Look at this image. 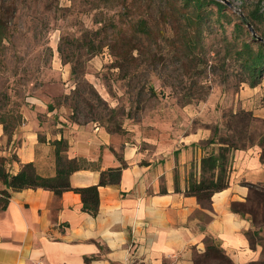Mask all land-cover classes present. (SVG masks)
Here are the masks:
<instances>
[{
  "label": "rangeland",
  "instance_id": "374dc122",
  "mask_svg": "<svg viewBox=\"0 0 264 264\" xmlns=\"http://www.w3.org/2000/svg\"><path fill=\"white\" fill-rule=\"evenodd\" d=\"M203 1L196 24L184 0H0L1 110L21 122L18 111L34 95L62 108L65 124L156 139L165 120L168 129L187 117L188 126L206 125L192 115L211 97V138L264 139V70L250 87L236 54L243 42L255 51L264 43V0H216L222 11ZM241 17L253 34L236 26Z\"/></svg>",
  "mask_w": 264,
  "mask_h": 264
},
{
  "label": "crops",
  "instance_id": "0c3cea01",
  "mask_svg": "<svg viewBox=\"0 0 264 264\" xmlns=\"http://www.w3.org/2000/svg\"><path fill=\"white\" fill-rule=\"evenodd\" d=\"M209 100L192 115L206 125L188 126L187 117L184 127L168 129L165 120L156 139H130L94 122L65 124L62 108L50 109L28 96L10 139L0 125V157L9 158L10 173L32 162L39 175L53 176L55 140L63 141L69 158L84 161L69 177L73 188L95 185L101 171L122 162L126 166L118 184L98 187L95 215L82 210L81 195L73 190L60 195L40 187L12 191L6 209H0V264L263 261L264 225L231 209L233 202H247L251 185L264 187L259 139L230 150L228 184L214 192L208 204L187 193L190 182L203 178L202 158L227 145L210 139L216 113ZM205 108L212 110L203 115ZM187 110L183 108V116Z\"/></svg>",
  "mask_w": 264,
  "mask_h": 264
},
{
  "label": "trees",
  "instance_id": "16d2710c",
  "mask_svg": "<svg viewBox=\"0 0 264 264\" xmlns=\"http://www.w3.org/2000/svg\"><path fill=\"white\" fill-rule=\"evenodd\" d=\"M192 2L194 4V10L196 14L191 18V22L200 24L203 21V15L200 13L203 6V0H184ZM217 5V10L222 11L224 4L216 0H207ZM1 10V7H0ZM253 18V17H251ZM255 19V17L253 18ZM246 26L247 30L252 34L254 29L253 23L247 20V17H241L240 22L236 26ZM252 27L253 32L249 29ZM3 21L0 19V41L2 39ZM140 30V29H139ZM259 43L257 50H253L249 42H243L240 49L236 51L238 58L241 60V66L244 71L249 74L248 85L255 87L260 81V75L264 70V43ZM100 49H98L99 51ZM71 73H74L72 69ZM23 104H26L24 101ZM22 104V105H23ZM4 105L0 106V125H2L4 134L10 139L13 130L20 124L18 115L13 114V109L4 108ZM22 107V106H21ZM20 107V108H21ZM48 108H52L48 105ZM20 118V109L18 111ZM244 115H249L244 111ZM22 119V118H21ZM10 131V132H9ZM213 139V138H211ZM63 141L55 140L52 144L55 147V164L56 170L53 176H41L36 172L35 166L32 162L23 163L20 170L13 174L8 171L7 163L8 157H0V180L2 181L4 188L0 190V209H6L8 201L11 197L12 191H19L24 188H44L51 190L56 195H60L63 191L73 190L81 195L82 210L95 215L98 208V187L101 185H115L118 184L121 177V171L126 164L121 163L120 166L114 168H108L100 172L99 181L95 185L82 188H73L70 185L69 177L72 172L82 168L84 161L78 158H69L65 153L63 147ZM227 144L225 147H220L217 154H209L201 160V169L203 178L198 182H190L187 193L195 195L202 204H208L211 195L219 190L225 188L228 184V154L232 148L238 146L237 141L233 139H225ZM262 146L261 157H264V139L259 141ZM239 145H243L240 143ZM217 171V172H216ZM252 193L248 197L247 202L231 204V209L241 215L248 214L253 223H258L260 226L264 225V187L252 186ZM263 245V244H262ZM264 250V247H263ZM226 259V258H225ZM232 264V263H228ZM254 264V263H249ZM258 264H264V260L258 262Z\"/></svg>",
  "mask_w": 264,
  "mask_h": 264
},
{
  "label": "built area",
  "instance_id": "2783aa9c",
  "mask_svg": "<svg viewBox=\"0 0 264 264\" xmlns=\"http://www.w3.org/2000/svg\"><path fill=\"white\" fill-rule=\"evenodd\" d=\"M38 264H41V263H38ZM126 264H134V263H132V262H128V263H126Z\"/></svg>",
  "mask_w": 264,
  "mask_h": 264
},
{
  "label": "water",
  "instance_id": "95a60500",
  "mask_svg": "<svg viewBox=\"0 0 264 264\" xmlns=\"http://www.w3.org/2000/svg\"><path fill=\"white\" fill-rule=\"evenodd\" d=\"M249 29H251V31L253 32V29H252V27L251 26H249ZM254 33V32H253Z\"/></svg>",
  "mask_w": 264,
  "mask_h": 264
}]
</instances>
